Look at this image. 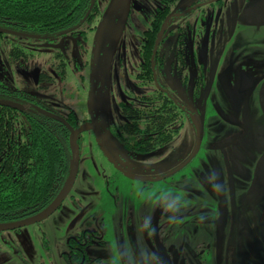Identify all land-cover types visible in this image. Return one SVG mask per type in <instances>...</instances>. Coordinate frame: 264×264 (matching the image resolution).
<instances>
[{"label": "rangeland", "instance_id": "1", "mask_svg": "<svg viewBox=\"0 0 264 264\" xmlns=\"http://www.w3.org/2000/svg\"><path fill=\"white\" fill-rule=\"evenodd\" d=\"M235 1L218 11L223 34L237 36L225 47L222 42L205 51L202 61L204 66L230 74L241 67L234 64L237 59L253 74L254 67L264 66L263 59L258 58L264 56V25H246L242 20L260 3ZM109 2L96 0L95 17L81 27L80 42L75 46L65 42L58 57L55 50L32 48L40 43L35 39L0 37V80L6 86L33 94L58 114L73 110L79 121L86 123L91 116L94 121L95 134L91 130L82 132L79 172L70 196L39 224L50 253L48 264H67L60 251L64 246L66 250L68 238L83 230L95 232L97 237L88 246L90 257H100L92 264H264V150L257 154L251 150L255 144L251 136L257 132L254 122L259 115L254 95H245L251 99L248 102H229L230 89L224 78L216 87H204L202 95L210 97L219 91L225 101L215 99L205 106L197 103L193 120L185 116L170 142L148 153L125 149L116 136L118 126L124 122L121 104L139 101L130 93H149L137 81L142 71L138 37L161 1L130 0L123 22L126 0H116L99 27ZM188 3L181 0L182 6ZM170 7L165 13L174 6ZM19 49L29 56L19 55ZM59 58L60 64L62 60L66 64L64 77L57 67ZM186 63L191 74L192 63L189 59ZM92 71L90 111L87 99ZM42 73L53 77V82L38 79ZM161 81L178 100L190 95L191 78L183 86L167 70ZM234 123L245 125L247 136L226 144L235 136ZM195 125L200 136L197 152L173 174L194 150ZM256 160L258 182L247 194ZM220 212L225 215L223 223L217 221ZM157 215L163 220L169 218L171 234L157 230ZM229 220L234 232L227 234L223 228ZM37 229L32 225L14 234L17 248H22L27 253L23 252V257L30 261L29 247L33 242L37 247L41 245ZM201 243H210L212 249L204 251ZM10 248L0 242V252L9 249L10 254ZM36 250L40 255V249ZM32 262L29 264H36ZM72 262L75 264V259Z\"/></svg>", "mask_w": 264, "mask_h": 264}, {"label": "trees", "instance_id": "2", "mask_svg": "<svg viewBox=\"0 0 264 264\" xmlns=\"http://www.w3.org/2000/svg\"><path fill=\"white\" fill-rule=\"evenodd\" d=\"M90 3L91 0H0V30L58 38L78 26L87 11L90 13L83 25L93 21V11L97 8L95 4L90 8ZM151 47L152 42L148 52ZM17 53L24 58L29 56L21 49ZM60 65V74L64 77V60ZM145 69L150 82L148 55ZM42 78L50 81L46 74L38 75V79ZM134 97L139 101L121 104L124 122L118 126L116 136L125 149L148 153L175 137L183 125V112L169 97L155 89ZM0 100L23 106L21 112L0 106L2 224L32 217L52 203L71 172V152L69 131L59 122L33 110V106L45 108L33 94L11 89L0 80ZM52 112L64 118L74 129L85 122L79 121L73 110L65 115ZM81 140L82 134L76 143L79 149Z\"/></svg>", "mask_w": 264, "mask_h": 264}, {"label": "flooded vegetation", "instance_id": "3", "mask_svg": "<svg viewBox=\"0 0 264 264\" xmlns=\"http://www.w3.org/2000/svg\"><path fill=\"white\" fill-rule=\"evenodd\" d=\"M160 1L161 3H159L158 6H156V10H157L156 13L150 19L146 20L147 23H144V28L142 30V33L138 37L137 48L140 51L138 55L140 61L139 63L141 64L142 67V71L138 76V80H137L138 86L148 88L149 93L154 89L162 92L164 95L169 97L172 100V102L177 107L180 108V110H182L183 118L186 116L188 119L190 118L192 119L194 113L197 111L196 109L197 103L201 106H205L207 101L212 102L216 99L215 101L217 102L219 101V99L221 101L224 99L221 98L222 96H220L221 94L219 93V91L217 92L218 95H212L210 97H206L205 95H202V91L204 87L206 88V86H210V88L216 87L218 81H224L225 78V82H227L228 84L227 86L230 89L229 102L231 103L233 102L235 104L248 102L251 101V99L249 100V98H246L245 95L248 92H252V94L254 95L252 99L254 101L256 108L258 109L259 115H257V121L254 122L255 124L254 127L257 132L255 134H252L251 136V141L255 142L254 146L251 147V150H254L256 154L257 152H259V150H264V66L258 68L253 66L254 73L250 74L246 69V67L243 64H241L239 60L236 59L234 61V64L235 65L240 64L241 67L237 71H233L230 74H227L217 71L220 70V68L217 69L210 67L208 65L204 66L202 61V57L205 51L211 50V47H213L216 44L220 45L222 42L224 43L223 46L225 47L226 44H228L232 38H235L237 36L236 34L228 35V36H225L223 34L224 28L221 27L219 24L220 12L218 11L225 9L226 7L230 6V3L232 2L235 3L236 1L235 0H189V3L186 6L181 5V0H175V1L160 0ZM177 2H179V4L174 5ZM258 2L260 3V5L256 6V10L253 13L251 11L246 17V19L242 20L244 24L249 25L247 24L248 20L257 17L263 11L264 0H258ZM170 6L171 7L174 6V7H172V10L165 13V11ZM166 19L167 21L164 24V21ZM79 28L69 33L68 31H66V33H64L58 38L41 36L43 38L37 40L40 43L33 44L31 45V47L36 49L46 48V49L55 50L57 53L55 57H58L59 56L58 53L62 52L63 44L65 42H70L73 46H75L78 42H80V38L78 34L81 33V30ZM62 38H64L62 46L60 48H53V46L57 45ZM167 41L169 43L168 45H166ZM151 42H152V47L150 49V55H149L151 81L149 82L145 75L146 74L145 57L146 54L149 53L148 50L150 48ZM206 42H208V47L206 46ZM250 46L253 47L254 45H250ZM254 54H255L254 60H257L259 58V59H263L264 62V56L259 55V57L257 58L256 53ZM239 58H242V56L238 57V59ZM187 59L191 61L193 66L192 67L193 72L191 74H189V70L187 67V63H186ZM60 61L61 59L59 58L58 59L59 64L57 65L58 68H60L59 67ZM52 67L53 69H55L56 66L54 67V65H52ZM166 67L170 69H167ZM212 68L214 69V71L212 70ZM167 70H169L171 75L172 76L174 75L175 78H177V80L181 82V84L183 83L185 85H188L187 82L189 83V78H191L192 85H191V92H189L190 95L186 94L184 96L185 98L183 97L182 100H178L171 92H169V90L166 89V87L163 85L161 81V77L166 75ZM185 73L187 74L185 75ZM49 78H50L49 82H53V77L49 76ZM131 95L134 96L135 94L132 93ZM213 96L216 97L213 98ZM43 105L45 106L44 109H47L51 112L52 110L55 111L54 108L48 107L44 103ZM89 120H87V122ZM234 126L236 127V133L234 134L235 136L228 139L226 141V144L231 143L228 141L234 138H236V140L234 141H237L241 139L243 140V138L247 136V128L245 127V125L234 123ZM258 165L259 164L256 160L251 174V182L254 178V172ZM258 169L257 172H259ZM176 172H173V174ZM248 190L249 189L246 190L247 194H248ZM69 194L67 195L65 200L70 196ZM62 205L63 203L61 204V206ZM75 205L77 206V204ZM61 206L59 207V209L61 208ZM224 217L225 215H223V213L220 212L217 221L219 223H223L225 220ZM155 221L158 231L164 232L165 235H169L172 233V228L169 225L170 223L169 218L163 220L162 215L161 216L157 215L155 217ZM39 224L40 223H37L34 226H37L38 228L37 230H38V235L40 236L41 245L37 247L33 242L32 246H30L29 248L32 251V260L33 261L35 260L34 263L48 264L50 259V253L46 245V239H44L45 231L39 228L40 226ZM225 225L226 227L223 228V232L227 234H230V232L232 231L234 232V228L230 220H229V224L225 223ZM21 230L22 228L14 231H8L6 232L5 235H3L2 232H0V234H2L0 238V242L2 244L7 245V247L9 248L11 247L10 254L8 253L9 249H5V251L0 252V264H29V262H32V260L30 261V259L27 258V256L26 258L23 257V252L25 251L22 248H17L18 240L16 239L14 234L20 232ZM93 237L97 238L95 236V232H91L90 230L88 231L83 230L80 234L68 238L66 241L68 244L66 250L64 246V248L60 251V254L65 259L66 263L73 264L74 262L72 261L74 259H75V264H92V262L94 261L97 262L100 259V257L97 256L95 258H92L89 256L88 253V246L90 243L89 241L93 240ZM12 244H14L15 246ZM201 244L205 248L204 251L208 249H212L210 243H201ZM215 245L216 244H214V247ZM36 249H40L41 252L40 255L38 254L39 250L37 251ZM39 257H40V261H38Z\"/></svg>", "mask_w": 264, "mask_h": 264}, {"label": "water", "instance_id": "4", "mask_svg": "<svg viewBox=\"0 0 264 264\" xmlns=\"http://www.w3.org/2000/svg\"><path fill=\"white\" fill-rule=\"evenodd\" d=\"M129 1L130 0H126L123 22L127 18V14H128V10H129ZM95 2H96V0H91L90 8H93ZM115 2H116V0H110L109 4H108L101 20H100L99 27H101L103 25V23L105 22V20L107 19L108 15L110 14V12L112 11V9L114 7ZM89 13H90V11H87L86 16L82 19L80 24L74 28L69 29L68 33L73 32L76 29H78L80 26H82L85 23ZM171 16H169V17H171ZM167 19L164 21V24L166 23ZM164 24H163V26H164ZM247 24L253 25V26L264 25V9L257 17L248 20ZM0 34L12 35V36L23 37V38H31V39H35V40H40L43 38V37L38 36V35L27 34V33H23V32H15V31L8 30V29H1ZM63 41H64V38H62L57 45L53 46V48H60L62 46ZM93 89H94V72L92 71L91 75H90L88 99H87L90 111H91V100H92ZM0 106L11 108V109H14V110H17L20 112L23 110V106L21 104H18L16 102H11V101L0 100ZM33 110L39 112L40 114L46 116L47 118H50L56 122H59L60 124L64 125V127L69 131V148H70V152H71V172L69 174V177H68L65 185L63 186V188L61 189L59 194L56 196V198L52 201V203L45 210H43L39 214H36L32 217H29V218H26L23 220H19L16 222L2 223V224H0V232L14 231L17 229H21V228H25V227H28L31 225H35L37 223H40V222L46 220L47 218H49L53 213H55L59 209V207L61 206V204L63 203V201L67 197V195L70 193V191H71V189L75 183L77 174L79 172L80 151L76 145L77 139H78L79 135L82 134V132H84L86 130H91L92 132H94V134L96 132L92 116L90 117V120L88 122L83 123L78 128L74 129L64 118H62L61 116H59L57 114H54L53 112H51L47 109H44V108H41L38 106H33ZM195 130H196V143H195L194 150H193L192 154L190 155V157L188 158V160L184 164H182V166H180L176 171L180 170L185 165H187L192 160V158L195 156V154L197 152L199 142H200V136H199V132L197 130L196 125H195ZM234 140H236V138L229 140L228 142H232ZM257 169H258V166L255 169L254 178L251 182L250 188L248 190V194H250L255 188V184L257 182V177H256ZM176 171H174V172H176Z\"/></svg>", "mask_w": 264, "mask_h": 264}]
</instances>
